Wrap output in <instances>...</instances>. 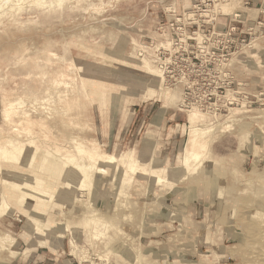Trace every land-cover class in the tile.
Instances as JSON below:
<instances>
[{
    "label": "rangeland",
    "instance_id": "1",
    "mask_svg": "<svg viewBox=\"0 0 264 264\" xmlns=\"http://www.w3.org/2000/svg\"><path fill=\"white\" fill-rule=\"evenodd\" d=\"M4 147L0 264L18 235L59 264H151L164 197L187 248L165 264H264V0H0ZM99 182L123 188L99 205Z\"/></svg>",
    "mask_w": 264,
    "mask_h": 264
},
{
    "label": "crops",
    "instance_id": "2",
    "mask_svg": "<svg viewBox=\"0 0 264 264\" xmlns=\"http://www.w3.org/2000/svg\"><path fill=\"white\" fill-rule=\"evenodd\" d=\"M138 155L141 157V160H146L145 158L156 156V153L154 150H151L149 148H144L143 150L138 151ZM147 161H149V158H147ZM145 164V163H144ZM148 166V167H147ZM147 169L146 171H153V168L149 167V165H146ZM150 179L148 180V184L150 183ZM58 185H56L57 187ZM59 187V186H58ZM133 188V186H130ZM120 188H123V186H116L112 185V183H108L106 186L103 185L101 182L96 187V194H97V204H104L107 199L111 195H113L114 192H118ZM135 188V186H134ZM116 192V193H117ZM161 198V197H160ZM160 198H154L153 200L160 199ZM162 201L155 203L153 202V212L150 213L151 219L149 220L148 224L146 225L145 231L142 234L141 237V244L143 251L147 255V258H149L151 264H165V258L168 257L172 253L173 250L178 252V254H182L183 256L187 255V248L186 244L183 243L182 240L180 241L181 245H173L171 247L170 243V235L172 234V231H178L179 239H181V224L178 222H175L174 220H170V214H173L174 211L170 209V207L166 204V199L164 197L161 198ZM157 204V205H156ZM20 238V239H19ZM15 241L20 240L18 242L17 248H19L21 245L25 244L27 247L26 254L23 260L19 261L20 264H59L60 259L66 254V249L64 245H56L53 242H48L46 240L37 241L36 239H32L31 242L33 244H29L28 241L25 239H21L20 235H18V238L15 237ZM201 244V243H200ZM196 245L193 247L192 250L196 248V251H202V248H204V245ZM207 248V247H205ZM226 251V247H219L218 245V251ZM17 250V249H16ZM195 251V250H194ZM18 253V251H16ZM217 253V251H216ZM195 258L200 257V255H195ZM161 261V262H160ZM193 264H202L203 261L201 259L199 260H192L190 261ZM189 262V263H190ZM208 264H219L218 261L215 260H209Z\"/></svg>",
    "mask_w": 264,
    "mask_h": 264
},
{
    "label": "built area",
    "instance_id": "3",
    "mask_svg": "<svg viewBox=\"0 0 264 264\" xmlns=\"http://www.w3.org/2000/svg\"><path fill=\"white\" fill-rule=\"evenodd\" d=\"M233 30L235 31V28H233ZM231 35V33H230ZM165 37L169 36L168 34H164ZM189 37L187 36V39ZM168 42H166V46H162L163 51L166 52L165 55H168V53L172 56V52H175L178 50L179 44L182 42V39L179 38H174L173 36L171 37V39L167 40ZM194 41V40H193ZM199 44V42H197ZM180 48V47H179ZM193 49V48H192ZM169 59H167V61L165 62H169V60L171 59V57L167 56ZM164 62V63H165ZM101 259V258H100ZM100 259H94L92 261H84L82 263H78V264H110L109 262H107L106 260H100Z\"/></svg>",
    "mask_w": 264,
    "mask_h": 264
},
{
    "label": "bare ground",
    "instance_id": "4",
    "mask_svg": "<svg viewBox=\"0 0 264 264\" xmlns=\"http://www.w3.org/2000/svg\"><path fill=\"white\" fill-rule=\"evenodd\" d=\"M18 10H19V8H18ZM22 10V9H21ZM21 10H19V11H21ZM200 39V38H199ZM11 148H16V147H13V145H11ZM17 149V148H16ZM54 151V150H53ZM0 154H2V155H4L5 156V158H7L8 157V159H14L15 157H14V155H13V153H10V149H5V147L4 148H1L0 149ZM68 158H70V157H68ZM68 162V161H67ZM77 164V163H76ZM57 165V164H56ZM54 164L52 163V164H49V165H47L46 164V166H45V169H50V170H52V169H54ZM75 167V166H74ZM77 167H79V165L77 164L76 165V168ZM78 169V168H77ZM252 183V182H251ZM249 184H250V182H249ZM260 189V188H259ZM262 190H263V187H262ZM255 197V196H254ZM1 201V200H0ZM1 204V203H0ZM2 206V205H1ZM6 206V205H5ZM5 208V207H4ZM260 217V216H259ZM260 219H263L262 217L260 218ZM259 219V221H261ZM90 226V225H89ZM92 226V225H91ZM90 232H91V230H90ZM98 232V231H97ZM94 237V236H93ZM95 238V237H94ZM93 238V239H94ZM99 238V237H98Z\"/></svg>",
    "mask_w": 264,
    "mask_h": 264
}]
</instances>
